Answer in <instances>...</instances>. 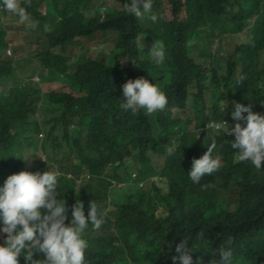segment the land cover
<instances>
[{
    "label": "trees",
    "instance_id": "16d2710c",
    "mask_svg": "<svg viewBox=\"0 0 264 264\" xmlns=\"http://www.w3.org/2000/svg\"><path fill=\"white\" fill-rule=\"evenodd\" d=\"M42 1L48 4L39 16L36 6ZM123 4L19 0L28 16L23 25L38 17L41 32L38 49L17 67L37 59L40 82L33 80V69L27 86H13L0 98V184L23 169V143L33 149V135L42 132L41 149L56 158L68 218L77 199L87 215L89 201L103 212L99 201L108 196L115 213L113 221L104 219L83 233L89 245L86 264H172L183 236L200 247L192 253L193 264L197 256L207 264L210 250L229 240L233 264H264V160L260 169L240 161L230 147L231 136L213 128L223 119L228 122L233 101L264 112V0H153L152 11L160 17L155 23L128 15ZM0 20L1 83L10 70V62L2 60L9 47L6 27L18 16L4 8ZM109 31L116 34L108 46ZM138 35L146 47H140ZM223 37L233 40V50H226L228 55L221 46L210 51L213 40ZM157 40L165 47L160 65L148 52ZM68 45L83 47L70 53ZM89 49L98 55L85 54ZM139 76L154 79L168 97L155 116L119 108L121 85ZM40 83L49 91L42 92ZM184 109L194 117L182 116ZM213 139V155L218 151L223 163L193 183L187 175L191 160ZM169 143L181 150L166 155ZM154 176L161 182L154 183ZM42 258L43 253H33V259ZM18 261L25 264L22 254Z\"/></svg>",
    "mask_w": 264,
    "mask_h": 264
},
{
    "label": "clouds",
    "instance_id": "9594fccd",
    "mask_svg": "<svg viewBox=\"0 0 264 264\" xmlns=\"http://www.w3.org/2000/svg\"><path fill=\"white\" fill-rule=\"evenodd\" d=\"M152 2L124 0V12L135 18L146 17L155 23L160 17L152 11ZM0 5L16 13L20 22L28 21L25 9L19 6V0H0ZM148 52L153 64L160 65L163 62L165 47L161 41H152ZM239 79L243 80V76ZM119 97L121 110L136 113L139 109L153 116L168 103L167 95L157 82L154 79L149 82L144 76L126 79L121 85ZM221 107L224 115L225 100ZM230 114L229 126L234 120L233 126L229 128L223 119L213 125L215 132L221 136L230 135V147L237 151V158L260 169L264 160V112L253 111L250 103L233 101ZM43 136L42 132L36 134L37 149L41 154L32 157L34 167H42L36 171L30 168L13 172L0 184V264H19L18 257L21 254L25 264H86L85 252L89 245L83 233L89 225L98 228L104 222L105 213L92 200L88 203L85 215L83 203L77 199L71 206L68 218L69 208L58 188L60 173L54 166L56 158L43 153ZM206 145V150L199 157L192 158L187 171L193 183H198L202 176L211 175L221 167L220 159L213 155L215 140ZM178 147L181 150V145L169 143L164 151L166 155L172 156ZM215 154L219 156L216 150ZM230 244L229 240L211 249L212 257L207 264H233L234 253ZM198 248L183 236L175 244L172 264H193L192 253ZM34 252L43 253V258L33 259ZM195 264H204L203 257L197 256Z\"/></svg>",
    "mask_w": 264,
    "mask_h": 264
},
{
    "label": "rangeland",
    "instance_id": "374dc122",
    "mask_svg": "<svg viewBox=\"0 0 264 264\" xmlns=\"http://www.w3.org/2000/svg\"><path fill=\"white\" fill-rule=\"evenodd\" d=\"M46 4H48L46 3V1H42L36 6V11H37L36 13L39 16H43L46 13ZM2 9L4 10V7L0 5L1 12H3ZM37 20H38V17H33L28 22L27 25H23L24 23L20 22L18 19L12 22L10 26L6 27V33L4 37H5V40L9 43V47L6 49V52L5 51L3 52L4 58L2 60L4 62H10V70L6 74V77H4V79L0 83V98L7 97L9 95V89L13 86H27L28 76L30 75L33 69H35L34 74L32 75L33 80L40 82L38 78L36 77V75L38 74V70L40 69L37 59L34 58L33 61L30 62L28 65H26L24 68L17 67V62H19L20 60L24 58L32 56L35 50L38 49L36 48L38 47L36 42H38L37 41V39L39 38L38 34L41 32V30L39 29ZM3 22H5L8 25L11 23V21L7 18H4ZM115 34L116 32H113V31L106 32V37L109 39V42L107 43L108 46L111 44V40L112 38L115 37ZM137 37L139 39L140 47L141 48L146 47L147 44L144 42L143 37L141 35H138ZM193 41L194 39H191L190 43ZM232 45H233L232 39L229 42V37L225 39L223 37L220 39L215 38L212 44L209 45L208 47L210 51H213L215 50L217 46L218 47L221 46L222 49L224 50L223 54L228 55L229 52H227L226 50L232 51L234 48V46ZM81 47L83 46L82 45H79V46L68 45L66 50L70 51V53H72L71 50H73L74 53H79L81 51ZM85 54L92 56V57L98 55V53L95 50H91V49H89ZM163 74L166 75L167 71H165ZM16 78H20L21 81L17 83ZM43 84L44 83H40L39 85V87L41 88V91L43 92L49 91V88H46ZM11 97L12 96L10 95L8 98H11ZM184 110L185 112L181 114L182 116H186L190 119L194 117L193 111L188 110V109H184ZM31 117H32V114L25 113V118H31ZM188 127L190 130H193L194 122L193 121L189 122ZM22 142H25V141L22 140ZM29 144H31V147H35V149H32L28 147L27 144L23 143L22 151H21L23 160L25 162V166H22V168L27 169V170L34 167V163L32 162V156L41 154L40 150L37 149L38 148L37 147L38 138L36 137V134L33 135L31 142ZM220 162L222 165L223 162L221 160ZM0 172H1V169H0ZM81 176L83 175L81 174L80 176L78 175L75 177L77 184H80ZM152 180L154 181V183H157V184L158 182H161V180H156L155 177H152ZM160 185H163V183H161ZM114 194L115 193L111 192L110 193L111 197ZM107 199H108V196H106V201L104 198H101L99 201V204L101 205L102 208H104L103 212L105 213V219L108 218L110 221H113L115 213L112 207L110 205L109 206L107 205L108 204Z\"/></svg>",
    "mask_w": 264,
    "mask_h": 264
},
{
    "label": "built area",
    "instance_id": "2783aa9c",
    "mask_svg": "<svg viewBox=\"0 0 264 264\" xmlns=\"http://www.w3.org/2000/svg\"><path fill=\"white\" fill-rule=\"evenodd\" d=\"M222 121H223V120H222ZM222 121H221V122H222ZM229 122H230V121L227 122L228 126H229ZM234 123H235V121L233 120V121H232V125L229 126V128H231V127L233 126ZM241 123L243 124V121H241ZM229 136H230V135H229ZM233 138H234V137H233Z\"/></svg>",
    "mask_w": 264,
    "mask_h": 264
}]
</instances>
